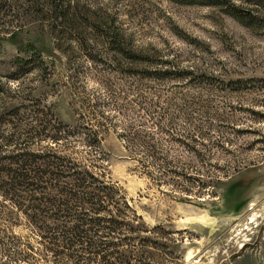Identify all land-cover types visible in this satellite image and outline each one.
I'll use <instances>...</instances> for the list:
<instances>
[{
	"label": "rangeland",
	"instance_id": "rangeland-1",
	"mask_svg": "<svg viewBox=\"0 0 264 264\" xmlns=\"http://www.w3.org/2000/svg\"><path fill=\"white\" fill-rule=\"evenodd\" d=\"M227 1L241 20L221 6L173 0H0V107L34 111L31 129L40 128L37 109H49L55 127L79 129L87 121L100 129L107 175L148 226L175 231L177 258L162 254L164 264H264V0ZM111 22L136 47L189 73L143 80L146 93L133 92L127 74L88 56L110 55L98 33ZM19 58L30 63L16 67ZM124 127L128 139L144 141L141 172L138 154L119 136ZM11 129L0 124V132ZM31 140L34 149L76 159L87 152L63 136L56 143L44 133ZM153 157L175 173L162 179ZM16 215L1 236L33 245L30 226ZM4 248L0 264H33L30 256L7 258Z\"/></svg>",
	"mask_w": 264,
	"mask_h": 264
},
{
	"label": "trees",
	"instance_id": "trees-1",
	"mask_svg": "<svg viewBox=\"0 0 264 264\" xmlns=\"http://www.w3.org/2000/svg\"><path fill=\"white\" fill-rule=\"evenodd\" d=\"M173 1L184 5L221 6L230 16L242 18L238 13L240 10L227 0ZM111 25L109 30L102 28L98 33L110 55L88 56L93 62L112 64L118 72L127 74L132 81L133 92L135 89L140 96L146 93L143 80L160 81L189 73L176 67L171 59L158 56L149 47H136L113 22ZM29 61V58H19L16 67L28 65ZM10 76L14 80L20 78L16 74ZM4 90L5 86L0 82V94ZM24 106L9 103L0 107V124L6 123L14 128L8 133L0 132V233L15 224L19 213L30 226L32 235L29 240L33 245L23 238L13 243L6 234H0V246H6L2 250L3 255L7 258L12 255L21 262L30 256L33 264L45 261L52 264H164L158 260L162 254L168 261H176V243L172 236L175 231L166 230L161 223L148 226L132 197L107 175L103 163L108 159L99 136L101 130L93 129L87 121L79 129L66 123L64 129L61 123L55 127L46 119L49 109L36 110L43 114L37 118L40 128L31 129L28 126L32 119H27L33 117L34 111ZM94 113L106 119L112 117L98 110ZM24 121L28 122L27 125L23 124ZM127 130L124 127L119 136L128 140L123 139L126 150L138 154L134 158L141 172L146 166L144 141L128 139ZM61 131L63 135L59 134ZM42 133L53 143L60 136L69 143L77 140L76 143H80L87 152L76 159L58 151L34 149L35 142L31 136ZM157 160L158 157H153L152 163L162 179L168 172L175 173L171 166H163ZM170 162L173 161L168 160ZM5 205H11L15 212L4 210ZM26 249L32 250L31 255Z\"/></svg>",
	"mask_w": 264,
	"mask_h": 264
}]
</instances>
